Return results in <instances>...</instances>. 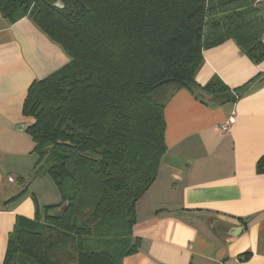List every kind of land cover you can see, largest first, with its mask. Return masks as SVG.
Segmentation results:
<instances>
[{
    "label": "trees",
    "instance_id": "trees-1",
    "mask_svg": "<svg viewBox=\"0 0 264 264\" xmlns=\"http://www.w3.org/2000/svg\"><path fill=\"white\" fill-rule=\"evenodd\" d=\"M263 7L258 0H0V16L31 18L70 57L35 80L22 105L37 154L33 178L51 176L62 200L41 211L35 199L34 218L17 217L3 264H123L136 252V206L167 151L169 98L180 88L199 96L231 91L219 76L197 83L207 48L232 39L262 62ZM256 79L231 91L230 101Z\"/></svg>",
    "mask_w": 264,
    "mask_h": 264
},
{
    "label": "crops",
    "instance_id": "crops-1",
    "mask_svg": "<svg viewBox=\"0 0 264 264\" xmlns=\"http://www.w3.org/2000/svg\"><path fill=\"white\" fill-rule=\"evenodd\" d=\"M203 53L199 85L219 76L234 91L264 75V60L254 63L232 39ZM69 61L31 18L10 23L0 16V190H10L0 196V264L17 217L34 218L35 199L41 206L27 178L24 131L31 120L23 102L35 80ZM217 95L180 88L169 98L167 151L137 202L133 234L140 245L123 264H264V172L257 171L264 156V83L235 101Z\"/></svg>",
    "mask_w": 264,
    "mask_h": 264
},
{
    "label": "rangeland",
    "instance_id": "rangeland-1",
    "mask_svg": "<svg viewBox=\"0 0 264 264\" xmlns=\"http://www.w3.org/2000/svg\"><path fill=\"white\" fill-rule=\"evenodd\" d=\"M21 125H23V124H20V126ZM24 133L28 137L29 149H30L29 158H28L30 161L28 162L27 169H26L27 174H28L27 178L30 181V190H33L36 193L37 197L39 198V201L41 204V211H42L43 207L45 205L60 202L62 200V195H61L59 188L57 187V185L55 184V182L53 181L51 176H49L48 174H44V175H41L39 177L33 178L32 171L34 169L33 167H35V164H36V153L32 152L33 151L32 150L33 142H32V138H31L30 133L27 132V130L24 131ZM11 177H9V178H11ZM9 192H10V190L3 192V190L1 189L0 190V196L1 195H3V196L8 195Z\"/></svg>",
    "mask_w": 264,
    "mask_h": 264
},
{
    "label": "water",
    "instance_id": "water-1",
    "mask_svg": "<svg viewBox=\"0 0 264 264\" xmlns=\"http://www.w3.org/2000/svg\"><path fill=\"white\" fill-rule=\"evenodd\" d=\"M261 4L264 5V0H258ZM58 5H62V3L60 1L57 2ZM264 83V75L260 76L258 79H256L254 82H252L249 87L244 91L245 93H248L252 90H254L255 88H257L258 86H260L261 84ZM216 97H222L221 100L223 102L225 101H230L232 99V93H223V94H219ZM23 128V125H21Z\"/></svg>",
    "mask_w": 264,
    "mask_h": 264
},
{
    "label": "built area",
    "instance_id": "built-area-1",
    "mask_svg": "<svg viewBox=\"0 0 264 264\" xmlns=\"http://www.w3.org/2000/svg\"><path fill=\"white\" fill-rule=\"evenodd\" d=\"M234 121V119L231 117L223 126V130H228L229 125Z\"/></svg>",
    "mask_w": 264,
    "mask_h": 264
}]
</instances>
